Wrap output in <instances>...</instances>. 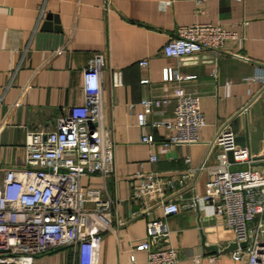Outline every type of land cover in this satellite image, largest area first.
Returning a JSON list of instances; mask_svg holds the SVG:
<instances>
[{
  "label": "crops",
  "instance_id": "0c3cea01",
  "mask_svg": "<svg viewBox=\"0 0 264 264\" xmlns=\"http://www.w3.org/2000/svg\"><path fill=\"white\" fill-rule=\"evenodd\" d=\"M193 24L228 27L237 39L217 54L164 56L162 48L176 28ZM95 53L105 59L103 124L113 143L114 169L106 178L84 176L80 185L98 188L115 200L114 217L102 235L99 264H129L130 254L137 264H145V253L134 248L144 238L149 219L162 214L152 201L134 196L142 181L137 174L156 172L175 179L173 187L164 190L166 201L187 204L204 193L210 179L207 168L216 163L218 153L210 143L222 128L237 135L247 119L250 127L259 122L264 134V69L253 63L264 64V0H0L3 168L21 166L27 131L51 129L65 108L81 104L82 74ZM142 61L145 67L139 65ZM165 68L182 79L164 81ZM114 72L121 74L117 87L112 85ZM142 79L148 83L141 84ZM178 87L199 97L206 125L196 131L197 143L163 147L173 131L151 124L172 121L173 104L148 116L144 129L137 125L136 115L143 99L169 97ZM144 134L153 136L154 145L140 141ZM259 155L264 157V137ZM151 156L157 161L150 162ZM181 179L182 184L177 182ZM165 220L178 264H209L212 254L201 247V236L219 250L233 241L232 231L208 209H180ZM219 255L217 264H236ZM72 261V252L64 248L35 264Z\"/></svg>",
  "mask_w": 264,
  "mask_h": 264
},
{
  "label": "built area",
  "instance_id": "2783aa9c",
  "mask_svg": "<svg viewBox=\"0 0 264 264\" xmlns=\"http://www.w3.org/2000/svg\"><path fill=\"white\" fill-rule=\"evenodd\" d=\"M236 39L232 29L221 25L179 26L162 53L171 58L204 51L217 54ZM104 65V56L93 54L82 74L81 104L65 108L53 128L27 131L21 166L3 168L0 164V264H35L38 258L64 248L73 254L71 264H99L102 235L114 217L115 200L98 188H83L80 180L84 176L106 178L114 169L113 143L103 124ZM139 65L145 67L147 62ZM181 79L171 69H164V81ZM260 80L264 82V77ZM140 83L147 84L148 79ZM120 84L121 74L114 72L112 85ZM170 103L173 120L151 124L173 131L161 145L197 143L196 131L206 125L200 100L180 87L169 97L143 99L137 125L146 128L147 117L160 114ZM235 136L227 126L214 136L210 144L218 147V153L216 163L207 168L210 179L204 193L194 195L187 204L166 201L164 190L172 188L175 179L156 172L137 174L142 181L134 196L152 201L162 214L149 219L144 238L134 248L145 253V264H178L165 219L180 209L199 208L208 209L210 216L219 217L232 231L237 247L224 254L232 262L264 264V167H252L251 156L241 149L234 152L233 163L228 161ZM140 141L155 143L151 134L142 135ZM156 161V156L150 157V162ZM241 165L247 168H234ZM241 243L245 246L240 247ZM219 256H208L209 264H217ZM129 264H137L133 254Z\"/></svg>",
  "mask_w": 264,
  "mask_h": 264
},
{
  "label": "water",
  "instance_id": "95a60500",
  "mask_svg": "<svg viewBox=\"0 0 264 264\" xmlns=\"http://www.w3.org/2000/svg\"><path fill=\"white\" fill-rule=\"evenodd\" d=\"M253 63L257 65L258 67L264 69V64L257 63V62H253ZM263 89L264 87L262 88V90ZM253 99L254 98H252V100ZM263 137H264L263 129L260 127L259 122H256L254 127H250L248 120L246 119L244 129L240 133H238L234 138L233 150H230L227 152L228 161L233 163L234 152L241 149V150H245L248 156H251V159H252L251 166L252 167H264V157H261L259 155V144L263 140ZM244 246H245V243L240 244V247H244ZM201 247L204 250L209 251V253L213 255V254H220V253L225 254L229 251H232L237 247V244L234 242H231L225 248L219 250V248L215 245H206L204 236H201Z\"/></svg>",
  "mask_w": 264,
  "mask_h": 264
},
{
  "label": "rangeland",
  "instance_id": "374dc122",
  "mask_svg": "<svg viewBox=\"0 0 264 264\" xmlns=\"http://www.w3.org/2000/svg\"><path fill=\"white\" fill-rule=\"evenodd\" d=\"M247 167L245 166V167H243V168H241V169H246Z\"/></svg>",
  "mask_w": 264,
  "mask_h": 264
}]
</instances>
